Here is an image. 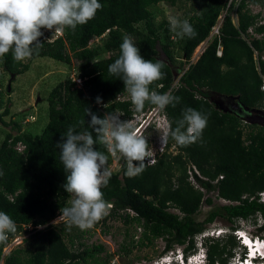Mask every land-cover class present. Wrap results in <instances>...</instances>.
I'll list each match as a JSON object with an SVG mask.
<instances>
[{"label": "trees", "instance_id": "trees-1", "mask_svg": "<svg viewBox=\"0 0 264 264\" xmlns=\"http://www.w3.org/2000/svg\"><path fill=\"white\" fill-rule=\"evenodd\" d=\"M100 2L103 8L86 25L78 26L75 31L65 29L62 37L52 41L49 39L53 33H44L40 38L42 47L31 57L32 60L49 57L66 63L75 59L79 63L74 76L81 86L68 76L51 89L47 97L48 121L40 133L23 130L21 120L13 119L10 100H3V92L8 90L2 88L0 81V124L8 128L0 143V170L3 171L0 211L16 224L45 223L70 206L72 194L63 188L66 173L57 146L62 135L69 127H74L77 132H91L97 138V133L88 125L91 117L86 110L101 118L122 110L123 119L137 112L131 109V101L113 102L104 108L96 101L97 97L103 101L118 93H128L123 81L108 71L109 65L120 55V45L127 35L136 40L145 59L162 65L164 77L153 82L150 90L181 98L180 103L163 110L169 125L174 129L188 107L206 114L208 124L202 137L186 147L177 145L169 136L167 149L154 164L145 162L144 172L134 178L125 174L127 162L122 158L120 169L110 171L109 183L101 189L112 208L94 227L105 226L111 219H122L127 224L142 227L137 245L163 239V255L175 246H182L183 252L189 254L196 250L195 237L220 218L230 223L231 231L216 239L203 236L205 264H229L241 253L233 234L239 227L238 219L249 218L256 212L264 219L263 204L255 199H241L244 194L254 195L264 190V125L245 123L237 111L220 110L211 98L230 97L244 109L264 114L261 110L264 92L253 55V50L264 52V23L258 25L261 12L254 14L249 8L259 5L264 9V0H232L229 4L228 0ZM160 2L177 9L190 3L189 11L178 18L192 24L196 37L180 40L171 31L167 18L156 21ZM233 12L237 16L236 24ZM221 15L220 35L211 39L197 60L191 62L195 49L209 37ZM249 27L262 35L252 37L250 44L241 36H248ZM100 36L99 43H91ZM219 41L221 56L216 54ZM1 64L3 71L14 77L25 73L30 66L24 61L16 62L11 52ZM259 67L264 71V61L259 60ZM153 106L146 102L142 111ZM6 116H10L9 120ZM96 149L108 155L106 167L109 169L112 160L107 145L98 140ZM190 164H194L201 175H195L197 186L189 180ZM221 175L223 177L219 178ZM211 193L217 199L239 203H215ZM203 204L211 208L205 218L200 219ZM77 230L62 223L48 226L26 240L29 243L38 239L39 245L15 248L4 258L3 264H111L108 256L104 260L99 258L103 246H87L82 241L85 231ZM263 230L264 223L257 227L258 232ZM3 245L0 243V257Z\"/></svg>", "mask_w": 264, "mask_h": 264}, {"label": "clouds", "instance_id": "clouds-1", "mask_svg": "<svg viewBox=\"0 0 264 264\" xmlns=\"http://www.w3.org/2000/svg\"><path fill=\"white\" fill-rule=\"evenodd\" d=\"M102 8L100 0H0V60L10 52L16 62L30 59L42 47V30L75 31L78 26L86 25L94 19L97 11ZM169 23L171 31L180 40L185 37L192 39L197 35L187 19L172 18ZM161 68L160 63L145 59L136 40L125 35L120 45V55L109 65L108 71L123 81L130 94L131 103L140 112L146 102L160 110L180 103L179 96L150 90L153 82L163 79ZM96 101L100 103V97ZM86 114L91 117L88 125L97 133V138L91 132L80 133L74 127H69L57 144L60 161L66 173L63 188L74 197L70 206L61 210V216L67 220L69 226H76L80 230L91 229L109 212V204L101 189L108 185L111 172L106 167L108 155L96 149L98 140L107 145L111 155L119 154L127 162L125 174L129 178L142 174L146 158L151 156L147 138L138 129H134L131 123L122 122L120 115L101 118L88 110ZM207 124L206 114L188 107L174 129L171 125L167 126L162 140L166 142L171 136L177 145L186 147L202 137ZM2 175L3 171L0 170V176ZM16 230L14 220L0 211V242L6 241L8 234L15 233ZM181 251L176 248L168 252L170 254L159 258L156 264H162L168 257L173 258L169 261L170 264H178ZM199 252L205 254L202 257L203 262L200 263H191L187 260L190 254L183 252L187 264H205L206 247L202 239L195 254ZM250 259L254 264H263L264 254H253ZM181 264H184L182 259Z\"/></svg>", "mask_w": 264, "mask_h": 264}, {"label": "rangeland", "instance_id": "rangeland-1", "mask_svg": "<svg viewBox=\"0 0 264 264\" xmlns=\"http://www.w3.org/2000/svg\"><path fill=\"white\" fill-rule=\"evenodd\" d=\"M189 8L190 3L186 4L183 9H177L167 2H160L156 9V21H160L162 18H167L170 21L172 18L181 17L185 11H189ZM209 39H211L210 36L195 49L193 54H197L203 46H206ZM24 62L30 63L29 69L25 73L14 77L3 71L2 60H0V81L2 82V88L4 90L7 88L8 90L3 92V100H10V110L13 119L16 121L21 120L23 130L40 133L48 121L47 97L49 92L59 81L74 75L79 63L75 59L70 63H66L49 57H37L33 60L30 58ZM211 101L218 109L223 111L241 112L242 110L240 106H236L237 102L235 99L230 97L211 98ZM252 113L256 112L253 111ZM30 117H34V119ZM9 118L10 116L5 117L6 120H9ZM6 131H8V128L0 124V143ZM147 136L150 138H158L159 130L154 127L149 128L147 130ZM210 195L215 203L219 202V199L215 197L214 193ZM73 198L71 196L69 201L71 202ZM210 208L211 206L203 204L199 218L204 219ZM58 222L69 226L67 220L64 221L63 219ZM238 225L244 227L248 233H258L257 227L253 224L239 223ZM229 226L230 223L220 218H217L213 223L209 224L204 233L195 237L196 250L195 252L189 253L190 255H188L187 260L189 261L191 254L197 252V247L200 245V240L203 236H212L214 239L217 237L221 238L225 232L231 231ZM74 227L80 230L78 227ZM217 229L222 230L220 235L217 234ZM142 230L141 226L134 223L127 224L122 219L115 218L109 220L105 226H93L91 229L84 230V238L82 241L87 246L102 245L104 250L99 253V258L104 260L108 256L107 258L111 264H156L159 258L170 254L166 253L163 255L162 253L165 247V241L163 239H156L149 245H137L142 235ZM39 243L38 239H33L31 241L29 240V243L25 242L22 246L31 247L35 244L39 245ZM176 248L183 249L182 246H175L174 249ZM182 251L178 256L181 257L184 264H187ZM172 259L171 257L167 258L162 264H170L169 261ZM181 259L178 260V264H181ZM231 260L229 264H231Z\"/></svg>", "mask_w": 264, "mask_h": 264}, {"label": "built area", "instance_id": "built-area-1", "mask_svg": "<svg viewBox=\"0 0 264 264\" xmlns=\"http://www.w3.org/2000/svg\"><path fill=\"white\" fill-rule=\"evenodd\" d=\"M239 1V0H236ZM231 1H228V4ZM249 8L251 9L252 13H259L261 12V16L257 21V24H262L264 23V18H261L262 16H264V9H262L259 5H250ZM232 19L233 22L236 24L237 23V16L236 13L233 12L232 13ZM223 20V15H221L218 18L217 23L212 27L211 33H210V37L211 39H213L216 36L220 35V26ZM44 33L46 32H52L53 36L50 37V41L58 38V37H62L63 36V32H60L58 29L57 30H42ZM248 36H246L245 34H241L242 38H244L249 44H250V40L252 37H256V38H260L262 35L260 34H256L254 32V29L252 27H249L248 31ZM106 33H104L102 36H104ZM102 36L100 37H96L91 43L97 42L99 43L100 39L102 38ZM209 39V41L211 40ZM209 43V42H208ZM207 46V45H206ZM206 46H203L198 52L197 54H193L191 57V62H194L197 60V58L200 56V54L203 52V50L205 49ZM216 54L217 56H221L222 55V45L219 41L218 46H217V50H216ZM253 55H254V60L255 63L257 65V70L260 73V77H261V90L264 92V71H260V67H259V60L264 61V52L260 53L257 50H253ZM73 78L74 81H76V84L78 87H80V81L78 79L75 78L74 75L71 76ZM131 101V97L129 93H118L115 97H111L108 98L106 100L101 101L100 103H98V106L101 108H104L105 106H107L110 103L113 102H118V101ZM131 109L135 110V106L132 104L131 105ZM261 110L264 112V98L262 100V104H261ZM113 115H120L119 119H123L124 113L122 110L117 111L116 113H114ZM32 119H34V117H30ZM243 121L246 123L247 121L243 119ZM122 122H126V123H131L134 126V129H138L142 135H144L147 139H149V149L151 151V156L150 158H146V163L148 165H152L156 162L157 157L163 153L166 149H167V141L163 142L162 138L164 137L165 134V130L167 128V126L169 125V121L165 115V113L163 112V110H160L157 106H153L151 108H147L145 111L142 112H134L132 114L131 117H127L124 118ZM157 128L159 130V137L158 138H150L147 136V130L149 128ZM108 150V147H107ZM110 154V153H109ZM111 164L109 166V171H115L120 169L121 167V163H122V158H120L119 154H117L116 156L111 155ZM188 174H189V180L197 186V182L195 180V175L197 176H201L198 169L196 168V166L194 164H190L188 167ZM223 176H219V178H222ZM241 199H249V200H257L259 203L264 205V190H261L259 192H257L254 195H248V194H244L242 195ZM219 203L221 204H237L239 203V201H232V200H228V199H224V198H219ZM109 204V209L112 208V204ZM131 213H133V211L129 210ZM66 220L64 217L61 216V213H57L52 219L48 220L45 223H34V222H30V223H20V224H16L17 225V230L15 233H9L8 234V239L6 241L3 242V247H2V252H1V257H0V264H3L4 258L15 248L23 245L26 240L28 238H30V236L40 232V231H44L48 226H53V225H58L61 224L58 221ZM58 223V224H57ZM239 223H244V224H253L256 227L261 226L264 223V219L261 215L260 212H256L255 215L250 216L249 218H239L238 219V224ZM217 234L220 235L222 233L221 229H217L216 230ZM233 234L235 235V237L239 240L240 243V249L241 253L236 255L235 257H233L231 260V264H254L252 263L250 257L253 254H264V230L261 232H258L257 234H252L251 232L248 233L246 232L244 227H237L233 230ZM2 243V242H0ZM205 256V254L199 252L195 255H192L189 258V261L191 263H200L203 262L202 257ZM263 256V255H262ZM158 263V262H157ZM205 263V261H204ZM159 264H161L159 262ZM264 264V262H263Z\"/></svg>", "mask_w": 264, "mask_h": 264}, {"label": "water", "instance_id": "water-1", "mask_svg": "<svg viewBox=\"0 0 264 264\" xmlns=\"http://www.w3.org/2000/svg\"><path fill=\"white\" fill-rule=\"evenodd\" d=\"M240 106L239 104H236V106ZM241 112L238 113L243 117L244 120H246L249 123H259L264 125V114L263 113H252L246 109H244L242 106Z\"/></svg>", "mask_w": 264, "mask_h": 264}, {"label": "bare ground", "instance_id": "bare-ground-1", "mask_svg": "<svg viewBox=\"0 0 264 264\" xmlns=\"http://www.w3.org/2000/svg\"><path fill=\"white\" fill-rule=\"evenodd\" d=\"M169 258V257H168Z\"/></svg>", "mask_w": 264, "mask_h": 264}, {"label": "flooded vegetation", "instance_id": "flooded-vegetation-1", "mask_svg": "<svg viewBox=\"0 0 264 264\" xmlns=\"http://www.w3.org/2000/svg\"><path fill=\"white\" fill-rule=\"evenodd\" d=\"M232 104V103H231Z\"/></svg>", "mask_w": 264, "mask_h": 264}]
</instances>
